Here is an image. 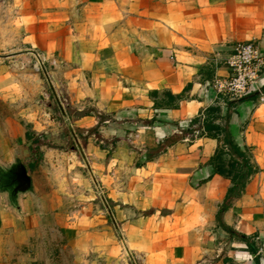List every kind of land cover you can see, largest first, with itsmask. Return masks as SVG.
Instances as JSON below:
<instances>
[{
	"label": "crops",
	"instance_id": "obj_1",
	"mask_svg": "<svg viewBox=\"0 0 264 264\" xmlns=\"http://www.w3.org/2000/svg\"><path fill=\"white\" fill-rule=\"evenodd\" d=\"M1 1L27 50L57 67L80 112L75 125L86 130L81 156L89 175H77L76 209L68 213L62 195L56 213L82 257L264 264V67L261 81L231 106L214 85L228 75L237 42L253 41L264 54V0ZM3 61L0 76L9 75ZM226 121L257 168L229 196L232 182L209 164L223 134L218 140L204 131V122Z\"/></svg>",
	"mask_w": 264,
	"mask_h": 264
},
{
	"label": "rangeland",
	"instance_id": "obj_2",
	"mask_svg": "<svg viewBox=\"0 0 264 264\" xmlns=\"http://www.w3.org/2000/svg\"><path fill=\"white\" fill-rule=\"evenodd\" d=\"M11 12L0 0V60L9 70L0 76V264H107L92 251L83 258L74 233L57 223L62 195L69 198L68 213L74 211L70 204L80 193L77 175H89L81 156L87 134L75 125L80 112L68 98L57 67L27 50ZM23 126L32 135L38 132L44 142L30 160ZM91 130L100 135L101 128ZM17 163L31 176V192L12 204L3 186L10 180L7 170ZM91 183L98 185L95 178ZM20 201L23 208L17 206Z\"/></svg>",
	"mask_w": 264,
	"mask_h": 264
},
{
	"label": "trees",
	"instance_id": "obj_3",
	"mask_svg": "<svg viewBox=\"0 0 264 264\" xmlns=\"http://www.w3.org/2000/svg\"><path fill=\"white\" fill-rule=\"evenodd\" d=\"M245 98L242 97L238 100H232L228 102V105L231 106L236 103V101H242ZM217 110L216 107H208L206 109L207 114H213ZM229 115L227 119H229ZM214 132L211 133L210 131ZM204 131L208 136L217 138V134H223L222 142L216 148L213 156L209 159V164L212 166L213 173L220 174L232 182V187L228 191V196L232 193H235L237 189L243 188L249 176L256 172L257 168L250 162V155L248 150L241 149L236 145L228 130L227 121L223 127H219L215 124L210 125L209 123L204 122ZM25 136L31 141L28 149L30 153L34 155L40 154V146L44 145V142L40 139L41 135H32L27 130L25 131ZM33 163V162H32ZM6 172V171H5ZM7 174H9L7 172ZM5 184L4 186H7Z\"/></svg>",
	"mask_w": 264,
	"mask_h": 264
},
{
	"label": "built area",
	"instance_id": "obj_4",
	"mask_svg": "<svg viewBox=\"0 0 264 264\" xmlns=\"http://www.w3.org/2000/svg\"><path fill=\"white\" fill-rule=\"evenodd\" d=\"M228 75L215 82L218 93L238 100L248 95L253 85L261 81L264 67V54L255 42L239 41L226 58ZM259 100L264 102V91H259Z\"/></svg>",
	"mask_w": 264,
	"mask_h": 264
},
{
	"label": "water",
	"instance_id": "obj_5",
	"mask_svg": "<svg viewBox=\"0 0 264 264\" xmlns=\"http://www.w3.org/2000/svg\"><path fill=\"white\" fill-rule=\"evenodd\" d=\"M10 180L3 191L8 193L12 204L19 194L26 193L31 189V177L27 174L25 166L21 163L12 165L8 170Z\"/></svg>",
	"mask_w": 264,
	"mask_h": 264
}]
</instances>
